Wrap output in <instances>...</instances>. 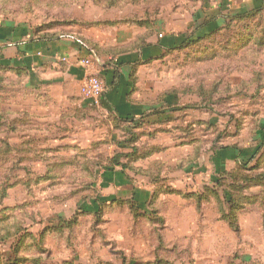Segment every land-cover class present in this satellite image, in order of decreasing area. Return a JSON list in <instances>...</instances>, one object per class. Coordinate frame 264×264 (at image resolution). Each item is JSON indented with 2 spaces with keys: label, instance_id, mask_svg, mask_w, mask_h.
Returning a JSON list of instances; mask_svg holds the SVG:
<instances>
[{
  "label": "rangeland",
  "instance_id": "1",
  "mask_svg": "<svg viewBox=\"0 0 264 264\" xmlns=\"http://www.w3.org/2000/svg\"><path fill=\"white\" fill-rule=\"evenodd\" d=\"M205 2L3 0L0 17L28 23L35 32H67L70 20L86 16L101 28L93 31L107 39L116 27L133 21H148L160 30L187 23L198 28L205 18L220 15L219 8ZM233 3L236 8L225 9L226 14L250 11L262 0ZM225 18L212 22L213 28L225 30L211 40L167 58L172 69L163 77L165 85L172 82L182 100L197 109L189 110V121L185 112L173 113V121L161 128L119 122L101 105L61 117L59 105L28 87L26 69L0 61V264H264L263 207L240 213L241 229L235 231L215 223L217 200L203 211L195 202V224L179 234L174 223L163 225L162 211L171 215L168 203L164 208L156 201L146 213L137 193L135 200L112 202L113 194L120 196L132 186L102 178L116 173L108 170L118 158L125 161L137 132L149 136L169 128L165 132L178 141L194 140L198 154L205 151L203 163L206 150L259 143L254 133L264 118V9L232 24ZM110 20L119 24L110 26ZM202 213L209 222H202Z\"/></svg>",
  "mask_w": 264,
  "mask_h": 264
},
{
  "label": "crops",
  "instance_id": "2",
  "mask_svg": "<svg viewBox=\"0 0 264 264\" xmlns=\"http://www.w3.org/2000/svg\"><path fill=\"white\" fill-rule=\"evenodd\" d=\"M233 1L235 0L227 2L225 9H235ZM2 3L3 0H0V10ZM205 3H210L211 7L219 9L223 5L222 0H207ZM1 19L0 17V46L2 47L0 61L12 62L26 69L30 75L28 87L41 94L44 93V96L42 95L44 98H50L53 101L52 104L59 105L61 117L90 105L82 94L86 72L79 65L81 59L89 58L94 64L95 71L104 81L103 104L106 110L112 112L117 120L122 118L136 122L144 121L146 126L153 128L164 127L167 123L157 122L158 117L155 116L148 117L150 111L161 106L165 96L175 88L172 82L166 86L163 81L164 75H170L172 69L166 63L167 58L173 52L180 51V48L189 40L198 38L205 31H209L205 28L195 33L194 25L188 26V23L186 27H171L164 30L154 27L149 30L137 22H131L116 27L114 29L117 31L116 34L106 39L100 36V30L98 34L93 31V28H99L96 26L97 22L86 16L77 18V21L70 20L72 23L70 25L73 26H68L67 32H57L54 29L35 32L28 27V23L23 21L14 23ZM220 19L222 20L223 17H218L217 21ZM61 35L73 36V38H61ZM79 41L86 42L95 48L97 57H92ZM62 58H67V61L62 62ZM32 82L33 86L30 85ZM179 102L184 107L190 103L183 100ZM189 110L193 109L186 110L184 114V119L186 118L187 121L190 116ZM139 140L143 143L139 146L137 157L126 158L124 161L130 165V169L126 170L124 176L116 172L114 175L111 173L102 177L105 180L109 178L113 182L123 179L132 186L130 191L120 196L113 194L112 199L132 201L133 194L137 193L139 201L145 202L147 206L146 213L156 201L164 208L168 203L166 209L171 212V215L164 210L162 213L165 215L161 213L166 227L173 226L172 223H174L175 233H189V227L195 224L193 221V214L197 210L195 202H198L201 195H207V188L215 185L213 181L219 173H233L239 169V153L232 148L222 149L224 146L237 144L221 145L215 153L206 150L207 159L203 163L205 151L201 150L198 154L194 140L178 141L172 133L159 129L152 130L149 136L140 134ZM237 146L245 151L253 147L252 145ZM159 163L162 164V168L158 165ZM217 163L221 169L214 172V166ZM131 168L136 170L134 175L131 174ZM205 168L209 171V175L203 173ZM160 171L161 174H159ZM152 178H159L160 183L154 182ZM110 183L107 185L109 191H114L116 187L114 183ZM137 186L144 190L142 188L138 190ZM249 190L246 192L248 195L259 194L261 188ZM219 191L221 194L222 191L220 189ZM137 195L135 194L136 198ZM213 202V199L203 201L202 211L204 208L211 207ZM215 207V223H223L229 227L226 222L220 220L217 206ZM202 214L204 217L202 222H209L210 220L205 218L207 215ZM168 216H170L169 219L171 216L174 217L169 220Z\"/></svg>",
  "mask_w": 264,
  "mask_h": 264
},
{
  "label": "trees",
  "instance_id": "3",
  "mask_svg": "<svg viewBox=\"0 0 264 264\" xmlns=\"http://www.w3.org/2000/svg\"><path fill=\"white\" fill-rule=\"evenodd\" d=\"M222 1H223V5L220 9V15H218L216 18L211 19V20H206L205 18L203 20L204 22L201 24L200 27L198 28L194 27L195 33L201 30H205V28L207 27L209 31H205L198 38L196 37L195 39L189 40L186 45H183V47L180 48V51L183 49H188L190 48V46L192 47V45L196 43H202L205 41H209L212 39L213 36L217 35L219 32L224 31L225 28L222 26H219V27L216 26L215 28L210 27L211 23L213 21H216L218 17L225 18V15H226V18L228 20L230 19L229 22L227 21V24H232L236 20H241V19L246 18V16L248 15H252V14L260 15L264 9V0H262V5H260L259 7L253 8L250 11H247L244 13L234 12V14L233 13L226 14V11H224L225 5L227 2L231 0H222ZM137 23H139L142 27H145L149 30L155 27L154 23L150 24V22L148 21H141ZM107 24H110V26H115L119 23L115 21V22H107ZM65 37L73 38V36L61 35V38H65ZM80 42L84 44L87 49H89L90 51L89 54L92 57L93 56L97 57L98 53L95 48L88 45L86 42H83V41H80ZM0 49H2L1 46H0ZM181 98L182 97L179 96V94L176 93L175 90L172 92H169L164 98V103L159 107L153 108L150 111L148 117H154V116L158 117L157 122L159 121L160 123H171L173 121V116H172L173 113L186 112V110L188 109H197L195 108L194 104H189L185 107L181 106L179 102L182 100ZM103 102H104V93H103L100 105L102 108L106 110ZM90 105L96 106L91 103ZM106 111L112 114L113 116L112 112L108 110ZM118 121L122 123H127L128 125L133 122H136L132 119L123 120L122 118H119ZM140 122H144V121H140ZM211 124H215V122ZM259 124L260 125L254 134L257 137H259L260 135L261 140H259V143L255 147L253 146L251 147V149H248L247 151H245L244 149L240 148L237 145L224 146L222 148V149L232 148L239 153L238 155V160L240 163L239 169L233 173H228V172L219 173L218 177L213 181L215 185L213 187L207 188L206 190L207 195L206 196L201 195L198 200L201 206H202V202L208 201V199L209 200L213 199L214 202H216L217 200L216 206H217V210L220 216V220L226 222L229 225V227L235 231L240 230L239 225H238L239 214L245 211L246 208L248 207L251 208L253 206L254 207L259 206L260 208L262 207L264 208V189H263L264 188V172L262 171V169L264 168V163H262V158L264 156V118H260ZM140 125H142V123H140ZM164 131H167V130L164 129ZM140 134L141 133L137 132L136 137H135L137 138V140H135L136 143L134 147L128 148L130 152H128V154L125 155L126 158L135 159L137 157L139 149H140L139 145H137V142L140 139ZM121 148H125V145L122 143H121ZM217 150L218 149L213 150L214 153ZM154 151H157V150L154 149ZM243 155H245V157ZM115 163H116L115 164L116 167L109 169L108 172L109 171L119 172L124 176L126 170L130 169V165L125 162H119V158L115 161ZM158 165H160V167L162 168V164L159 163ZM117 167H119V170H117ZM158 179L159 178H152L154 182L160 183ZM159 186L160 184L158 185V187ZM251 188H261L262 191L259 192V194H251V195L246 194V192L250 191L249 189ZM219 189L222 191L221 194H220ZM132 199L135 200V197H133ZM110 201L114 202V201H117V199H111ZM105 202L106 201H104L103 203ZM197 209H198V206H197ZM163 225H165V221L163 222Z\"/></svg>",
  "mask_w": 264,
  "mask_h": 264
},
{
  "label": "built area",
  "instance_id": "4",
  "mask_svg": "<svg viewBox=\"0 0 264 264\" xmlns=\"http://www.w3.org/2000/svg\"><path fill=\"white\" fill-rule=\"evenodd\" d=\"M80 42V41H79ZM81 43V42H80ZM81 45L88 53L89 49L84 44ZM67 58H62V62H66ZM79 65L85 70L86 76L82 85V94L84 98L93 105H100L104 93V81L99 73L94 69V64L89 58H83L79 61Z\"/></svg>",
  "mask_w": 264,
  "mask_h": 264
}]
</instances>
